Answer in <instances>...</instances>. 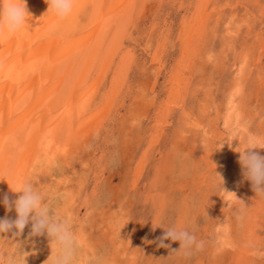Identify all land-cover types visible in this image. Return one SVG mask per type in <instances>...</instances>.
I'll return each instance as SVG.
<instances>
[{
	"label": "rangeland",
	"instance_id": "1",
	"mask_svg": "<svg viewBox=\"0 0 264 264\" xmlns=\"http://www.w3.org/2000/svg\"><path fill=\"white\" fill-rule=\"evenodd\" d=\"M131 9L117 15L108 37L106 52L120 36L122 45L88 109L92 123L81 128L86 143L50 168L31 167L25 181L70 219L81 264L94 256L105 264H264V198L239 163L249 136L264 137V0H134ZM87 11L76 40L92 21ZM194 29L197 49L188 59ZM112 91L116 105L102 124L93 122ZM253 151L264 156V149ZM5 217L14 220L15 209L4 207ZM172 225L203 247L190 255L173 252L178 241L159 247ZM14 232L0 233V252L22 251L26 264H48L46 232L30 235L31 222Z\"/></svg>",
	"mask_w": 264,
	"mask_h": 264
},
{
	"label": "bare ground",
	"instance_id": "2",
	"mask_svg": "<svg viewBox=\"0 0 264 264\" xmlns=\"http://www.w3.org/2000/svg\"><path fill=\"white\" fill-rule=\"evenodd\" d=\"M112 1L75 0L70 15L61 20L54 13L47 12L45 0H26L30 15L24 26L10 37L5 31L3 38H0V201L4 194H8L10 199L18 196L10 186L25 182L31 167L46 163L50 168L48 164L51 161L54 163L60 158L67 160L72 149L78 150L86 143L81 138V128L88 126L89 129L92 123L89 121L86 124L88 109L122 45L120 36L106 52L108 37L117 23V15L120 17L123 11L129 15L134 5V0L126 1L131 7H124V2L120 0L116 4ZM87 10L92 13V21H89L83 37L76 40L75 28ZM111 13L115 18L110 16ZM195 31L197 29L187 36L190 41L187 42L189 45L184 56L188 59L197 49V44L192 41ZM103 55L106 59L96 83L94 87H88L86 79L93 78L95 64ZM120 68H124V65ZM123 72L114 76V90L123 82ZM115 95L112 91L106 97L105 103H102L101 118L93 122L103 123L116 105ZM85 133L92 136L93 132L86 130ZM4 207L0 202V212Z\"/></svg>",
	"mask_w": 264,
	"mask_h": 264
},
{
	"label": "clouds",
	"instance_id": "3",
	"mask_svg": "<svg viewBox=\"0 0 264 264\" xmlns=\"http://www.w3.org/2000/svg\"><path fill=\"white\" fill-rule=\"evenodd\" d=\"M45 2L48 4L47 12L54 13L61 20L70 15L75 4V0ZM29 15L26 0H0V38H3L5 31L9 37L18 32ZM247 143L248 151L241 152L239 158L242 175L245 180L251 182L256 196L264 198V156L253 151L257 148L264 149V137L249 136ZM10 188L12 192L19 194L18 198L11 200L8 194H4L0 202L8 211L14 208L16 218L0 219V233L15 230L14 235L19 236L31 222L30 235H42L46 232L50 239L52 254L48 264H81V240L73 230L70 219L62 218L53 212L46 202L45 195L31 182L25 181ZM165 229L163 235L158 237L159 247H170L164 243L169 239L180 243L179 250L173 252H182L184 255H190L193 249L200 250L203 247V241H198L195 234L185 228L172 225ZM0 264H26V261L22 251L11 255L0 252ZM88 264H105V260L102 256H94Z\"/></svg>",
	"mask_w": 264,
	"mask_h": 264
}]
</instances>
